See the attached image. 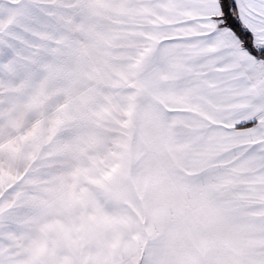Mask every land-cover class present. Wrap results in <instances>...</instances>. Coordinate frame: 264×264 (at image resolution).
Returning a JSON list of instances; mask_svg holds the SVG:
<instances>
[{"label": "snow or ice", "instance_id": "snow-or-ice-1", "mask_svg": "<svg viewBox=\"0 0 264 264\" xmlns=\"http://www.w3.org/2000/svg\"><path fill=\"white\" fill-rule=\"evenodd\" d=\"M0 264H264V0H0Z\"/></svg>", "mask_w": 264, "mask_h": 264}]
</instances>
